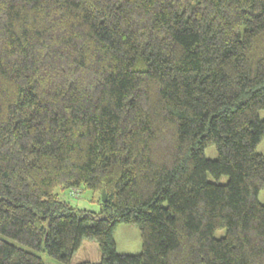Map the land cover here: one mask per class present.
Masks as SVG:
<instances>
[{"label": "trees", "instance_id": "trees-1", "mask_svg": "<svg viewBox=\"0 0 264 264\" xmlns=\"http://www.w3.org/2000/svg\"><path fill=\"white\" fill-rule=\"evenodd\" d=\"M262 108L264 0H0V264H264Z\"/></svg>", "mask_w": 264, "mask_h": 264}, {"label": "rangeland", "instance_id": "rangeland-1", "mask_svg": "<svg viewBox=\"0 0 264 264\" xmlns=\"http://www.w3.org/2000/svg\"><path fill=\"white\" fill-rule=\"evenodd\" d=\"M259 116L261 119H264V108L259 110ZM256 150L259 153L264 154V135L261 141L258 143ZM205 155L209 159H215L218 156V151L216 145L212 144L205 148ZM209 180H215L211 174H208ZM229 179L227 174H223L219 177V181L226 183ZM60 192V196L63 199L69 200L73 205L80 208H85L92 211H99L101 208L100 197L97 193L93 192L91 189L83 188L74 192L70 190L62 191L57 189ZM258 200L264 204V188H261L258 192ZM224 229L217 230L215 236H221L224 234ZM1 235V234H0ZM6 240L19 245L20 247L32 250L27 245L21 244L18 241L1 235ZM114 240L116 243V250L118 253H130L137 254L142 250V237L141 231L137 224L135 223H121L117 226L114 233ZM36 253L41 255L43 258L48 260L50 263L59 264L53 258L48 256L43 251H37ZM102 259V251L98 241L91 237H84L79 248L73 253V256L69 263L66 264H78L83 261L98 262Z\"/></svg>", "mask_w": 264, "mask_h": 264}, {"label": "water", "instance_id": "water-1", "mask_svg": "<svg viewBox=\"0 0 264 264\" xmlns=\"http://www.w3.org/2000/svg\"><path fill=\"white\" fill-rule=\"evenodd\" d=\"M102 197H103V200H105V199H106V193H105V189H103V191H102Z\"/></svg>", "mask_w": 264, "mask_h": 264}]
</instances>
